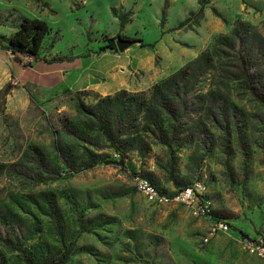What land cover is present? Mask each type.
I'll return each instance as SVG.
<instances>
[{
  "label": "rangeland",
  "instance_id": "rangeland-1",
  "mask_svg": "<svg viewBox=\"0 0 264 264\" xmlns=\"http://www.w3.org/2000/svg\"><path fill=\"white\" fill-rule=\"evenodd\" d=\"M120 16L128 17L124 26ZM24 17L53 28L39 58L46 61L70 59L49 57L54 46L91 54L113 41L116 48L105 51L117 56L142 48L140 39L155 43L168 34L154 51L165 71L191 51L210 48L239 19L264 32V0H0V47L14 73L6 78L0 72V264H47L65 254L63 264H264L248 246L264 242V108L234 96L228 120L191 97L193 113L182 120L184 134L173 150L160 143L159 133L144 131L128 142L125 159L105 139L100 150L79 143L84 159L93 152L119 163L70 169L57 146L78 145L66 130L84 119L80 102L92 107L124 90L143 91H61L74 76L56 90L31 84L42 78V70L28 68L38 59L18 60L6 48ZM127 37L136 41L120 50ZM178 40L194 47L183 51ZM141 180L169 197L204 182L210 214L151 198ZM213 220L226 222L229 231L207 241Z\"/></svg>",
  "mask_w": 264,
  "mask_h": 264
},
{
  "label": "trees",
  "instance_id": "trees-1",
  "mask_svg": "<svg viewBox=\"0 0 264 264\" xmlns=\"http://www.w3.org/2000/svg\"><path fill=\"white\" fill-rule=\"evenodd\" d=\"M204 12L205 7L201 5V17H204ZM120 21L124 26L128 17L120 16ZM189 21L187 19L181 27ZM52 30L46 20L24 17L6 48L18 60H21L20 55L39 59ZM127 39L136 41L134 38ZM139 41L144 47L156 45V42ZM109 47L115 49L116 43L112 41L97 53ZM64 60L58 58L55 61ZM201 84L206 85L203 88L199 86ZM234 96L238 99L250 97L264 108V32L242 19L229 33L220 34L211 47L201 51L196 59L155 84L150 92L132 95L124 90L92 107L80 102L79 109L84 111V119L70 123L66 130L71 138L78 141V145H58L57 151L61 162L70 169H75L77 165L91 168L101 163H119L110 160L109 156L93 152L84 159L79 152V143L100 150L101 140L105 139L125 159L128 142L144 131L159 133L160 143L173 150L184 134L182 120L193 113L191 97L214 105L229 120L233 117L229 107L236 105ZM133 107L136 110L131 114ZM85 146L84 149L89 152ZM245 154L248 161V151L245 150ZM48 164L53 165L51 161ZM67 261L65 254L47 264Z\"/></svg>",
  "mask_w": 264,
  "mask_h": 264
},
{
  "label": "crops",
  "instance_id": "crops-1",
  "mask_svg": "<svg viewBox=\"0 0 264 264\" xmlns=\"http://www.w3.org/2000/svg\"><path fill=\"white\" fill-rule=\"evenodd\" d=\"M167 36L168 34L164 35L161 40L156 42L154 47L134 48L117 56L106 51L97 53L98 50L92 51L91 54L74 55L59 51L54 46L52 49L53 56L49 57L54 58L58 54H63V56L70 57V59L64 61L36 60L32 64L33 67L28 66V68L42 70V78L31 84H36L39 88H46L47 90H56L57 85L65 84L68 79L74 76L73 81L69 82L68 85H64L61 91L79 92L88 90L97 95L106 96L123 89L129 91L147 90L167 78L173 71L179 70L196 59L200 54L199 50L207 46L205 44L197 51H191L186 59L175 63L173 66L171 64L167 65V68L163 71L162 62L164 59L154 51L167 42ZM176 43L178 48L186 52L194 47L179 40ZM149 52L156 53L154 54L155 57L149 56ZM157 58L161 59L160 63L157 62ZM4 61L2 48L0 47V72L8 78L14 74L12 73V63ZM75 73H78V75H75Z\"/></svg>",
  "mask_w": 264,
  "mask_h": 264
},
{
  "label": "built area",
  "instance_id": "built-area-1",
  "mask_svg": "<svg viewBox=\"0 0 264 264\" xmlns=\"http://www.w3.org/2000/svg\"><path fill=\"white\" fill-rule=\"evenodd\" d=\"M24 60L28 63L35 61L34 57L29 55L24 56ZM140 188L144 193H146L151 198L160 200L162 202H169L172 200L178 201L182 204L194 207V211L197 214H210V208L206 204L205 195L207 193V187L204 182H195L191 185L181 188L174 194V196L169 197L166 194L160 193L153 185L145 180L140 181ZM229 231V225L226 222H220L218 220H213L210 233L207 241L211 236L225 233ZM249 249L252 253H255L260 259L264 261V242L250 241L248 242Z\"/></svg>",
  "mask_w": 264,
  "mask_h": 264
},
{
  "label": "water",
  "instance_id": "water-1",
  "mask_svg": "<svg viewBox=\"0 0 264 264\" xmlns=\"http://www.w3.org/2000/svg\"><path fill=\"white\" fill-rule=\"evenodd\" d=\"M132 43H133V41H129V40L123 41V42L120 41L118 43V46H119L120 50H123L125 47L131 45Z\"/></svg>",
  "mask_w": 264,
  "mask_h": 264
}]
</instances>
